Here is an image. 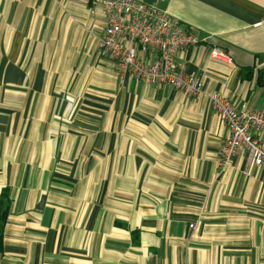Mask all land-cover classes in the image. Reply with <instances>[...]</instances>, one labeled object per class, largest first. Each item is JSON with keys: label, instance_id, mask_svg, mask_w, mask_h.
Returning a JSON list of instances; mask_svg holds the SVG:
<instances>
[{"label": "crops", "instance_id": "crops-1", "mask_svg": "<svg viewBox=\"0 0 264 264\" xmlns=\"http://www.w3.org/2000/svg\"><path fill=\"white\" fill-rule=\"evenodd\" d=\"M103 4L0 0V264H264V166L220 165L209 97L264 109V0L155 2L198 30L196 98L120 75Z\"/></svg>", "mask_w": 264, "mask_h": 264}, {"label": "built area", "instance_id": "built-area-1", "mask_svg": "<svg viewBox=\"0 0 264 264\" xmlns=\"http://www.w3.org/2000/svg\"><path fill=\"white\" fill-rule=\"evenodd\" d=\"M103 6L106 21L98 45L115 61L120 75L131 73L137 82L170 85L190 98L204 93L203 81L186 72L177 59L179 51L200 42L196 28L145 0H104ZM212 55L230 60L217 47ZM209 97L220 123L228 129L220 165H228L244 150L251 166H264V109L237 107L220 91Z\"/></svg>", "mask_w": 264, "mask_h": 264}, {"label": "trees", "instance_id": "trees-1", "mask_svg": "<svg viewBox=\"0 0 264 264\" xmlns=\"http://www.w3.org/2000/svg\"><path fill=\"white\" fill-rule=\"evenodd\" d=\"M7 215H8V206L4 205L3 197H2V199L0 200V232L3 231L4 224L7 219Z\"/></svg>", "mask_w": 264, "mask_h": 264}, {"label": "water", "instance_id": "water-1", "mask_svg": "<svg viewBox=\"0 0 264 264\" xmlns=\"http://www.w3.org/2000/svg\"><path fill=\"white\" fill-rule=\"evenodd\" d=\"M145 1H147L149 3H155L157 0H145Z\"/></svg>", "mask_w": 264, "mask_h": 264}]
</instances>
